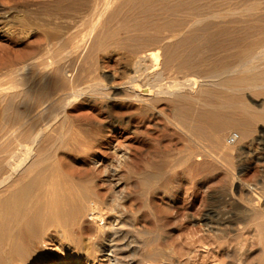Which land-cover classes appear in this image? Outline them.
<instances>
[{
    "label": "bare ground",
    "instance_id": "1",
    "mask_svg": "<svg viewBox=\"0 0 264 264\" xmlns=\"http://www.w3.org/2000/svg\"><path fill=\"white\" fill-rule=\"evenodd\" d=\"M60 1L62 2V0ZM63 1L64 2L63 3L60 2L59 4L61 5L57 7V9H55L56 12L53 14L54 16L52 17V19H49V17H47L49 19V21H47L44 20L45 18L41 17V19L43 18V21H47L45 25L48 24V22H50V20L52 21L53 19L55 22L58 21L54 24L55 26L54 29L56 30V33L58 35L62 34L60 22L68 23V26L69 24L71 26V22H78V24L72 23V26L75 24H76L75 26L78 25L81 27L82 25L85 26L83 27L84 30L82 31L80 30L82 28L76 29L74 26L73 29L74 32H72L71 35H74V33L76 35V32L77 33L82 32V34L79 33L80 36L79 34H77L78 35L77 37H79L80 39L78 41L75 40L76 43H74L72 40L67 41L68 38L66 37H68V35L70 34L69 32H67L65 33L67 35L63 34L66 38L65 40L62 39L64 36L61 35L62 37H60L59 35L61 40L66 41L65 44L64 43L62 44L63 45L62 48L59 47L57 49L55 44L54 46H52V47H56V50L53 49L55 52L54 51L52 52L54 53V55L52 54L53 57L50 63L51 67L49 68V71L41 73L39 75V80L41 81V85L35 87L36 86L35 83V86L33 88L34 90L36 89L34 93L35 96L37 97L36 99L37 106L38 105L40 106L42 103H44L46 99L51 95L54 101L51 102V105L53 103L54 108L52 107L53 110L51 116L49 115L50 111L48 112L47 110L48 112L47 115L50 116V118L46 123L41 124L34 133H29L30 132L29 130H28L29 132H26L27 130L24 131L30 137V139L28 140L29 141L28 146H24L22 144L24 146L23 147L21 146L20 143L14 145L15 143L13 144V142L10 140V136L13 133L17 134L16 131L20 130L25 126V124L28 123V117H30L29 113L31 111V110L29 111L28 109L29 111L28 113L26 109L24 115L26 113L29 114V116L26 115L27 119L25 117H24L25 119H23L21 117V112L23 113V111L25 110L19 112L21 110L20 108H19L20 110L16 108V106H15L16 109H14V106L12 108L10 97L17 99V97L18 96L20 97L21 94L23 98L26 97L28 93L23 90L8 93L3 91V89H0V264H31L33 259L39 256L40 244L44 241V238L45 237L53 238L55 236L53 234L52 235L50 234L49 232L50 229H52V231L54 229L59 230L62 233L61 235H63L62 237L64 239H67L71 243H75L77 242L76 240H74L76 238L75 237L74 239L72 238L75 233V229L81 228L83 225L87 224V222L88 223L90 222L91 224L95 225V229L91 226L90 227L96 230L97 237L100 238L101 241L99 240V242H97L95 238L96 242H93L89 251L86 252L84 264H96L97 255L100 257L99 264H123L126 262H122L123 256H121V254H124L126 252L134 253L136 249L139 247V245H136L137 243L136 244L133 243V245H131V243H129L128 241L122 243L117 242L118 239L117 237H120L122 235V232L120 231L121 230L120 226L116 222L117 221H119L118 223L121 222L123 218L120 217L122 216V212L121 210L118 209L117 205L110 203L109 200L105 198L106 196L103 197L105 193L101 197L100 195L101 191L97 189L98 186L95 185L96 189L93 188L92 186L93 184L90 181V177L88 176V178H86L89 171L87 174H85V176H83L84 175L83 173L81 174L82 177L78 176L77 179L75 178L76 179L75 180L73 179L72 176L70 179L67 178L68 174L66 175V173L63 172L61 166L60 165L55 166V164L57 163L54 164L52 163L51 160H49L51 163L48 164L49 165L51 164V166H49L48 164H44V161L45 160L47 161V159H51L50 157L52 156L50 150H48L46 145H51V146L53 145L52 147L58 148L61 145H64L63 144L65 143L64 141L66 140L68 141L69 138L73 140L74 143L77 142L78 144H80V146H83L82 144H85L83 142L85 140H82L81 137V135H86V131L84 130V128L78 127L76 133L74 134L69 133L70 130H68L67 128L68 127L67 122L69 119H67L66 117L68 116L65 115V111L68 108V106L83 96L85 97L88 96L90 100L96 98H102L105 102V107L107 111L110 113V115L108 114L110 118H112L113 116H117V117L120 116V118L126 117V120L125 119L124 120L126 121L127 124H129L134 128H138V127L142 128L143 131L145 130L146 132L148 129L153 128L156 114H159V116L164 115L169 126H172L176 130H178V132H180L178 134H181V136L180 135L179 136L182 137V138L179 137L182 140V146L181 148L178 146L179 147L178 149L184 153V154L179 153L180 155L183 154V156L175 159L171 155L173 152L172 153L169 152L171 153L170 154L171 156L169 155L171 158L170 157H169L170 159L168 158L169 160L179 159L180 161L177 162L179 166L180 164H182L183 166L184 163L186 164L187 162L190 161L192 163L193 160L195 159L198 160L197 157L199 156L203 157L205 154L208 160H209L208 158L209 156H211V158L212 157L222 158L224 161L229 160V157L231 159L232 156V150L230 149L231 146L230 143L226 141L229 135L227 138L225 136L232 129L236 130L233 142L243 143L244 147L246 148L248 146H251L254 142L257 143L258 139L264 141L263 138L260 137L250 138V136L254 134L253 133L254 131L252 130H255L253 127L256 124L259 125V123H261V125L264 126V102L260 104V107L259 104H257L259 108L258 107L254 108L255 106L254 107L253 105L251 106V104H249V102L245 100L243 95V92L245 90L248 91L251 90L254 92L253 94L257 92L258 95L257 94L256 95L259 97L260 95L262 96L264 95V42H263L264 38L262 39L264 34L262 31L258 30L259 29L258 23H260L264 18V7L260 5L259 0H66V1L63 0ZM233 1L244 2L245 6L238 10H232L230 8V4ZM53 3L54 5L51 4L48 5V7L52 5L54 7L58 2L56 1ZM41 11L42 9L40 10V12L38 11L37 14L41 13ZM33 13L36 14V12ZM27 14L30 15V13ZM48 15H50V13ZM35 20L32 22L34 23ZM36 21L38 22V20ZM40 21L42 22V20H39V22ZM79 22H82L80 23L82 25H80ZM72 26L70 28H72ZM38 28L45 29L44 26L43 27L40 26ZM41 30L42 29H40V31ZM50 30L47 29V31ZM75 30L78 31L75 32ZM255 30L259 31V33L257 32L259 36L256 35L255 37L256 32L252 34ZM54 32L55 31H53V33ZM75 35L74 37L72 36L73 39L74 38L76 39ZM49 38L51 37L49 36L48 39ZM69 39H71V37ZM45 40L47 41V39ZM51 40L53 39L51 38ZM61 40L60 43L62 42ZM54 41H52V43H55ZM110 41H114L115 43H117V45L119 46V50L122 48L124 49L123 50L124 54H126L125 52H127L131 56V60H130L131 62L129 64V67L127 66V64L126 66L128 69L127 71L132 72V74L130 73L131 75L129 74L130 76H128V78H126L127 76L126 77L123 76L124 80H122L121 82L119 81L118 83L115 82L111 84L109 83L104 84L105 81L102 83L101 82L102 80L97 79L98 77H95L96 80H94L91 83H85L83 81V78L80 81L81 76L85 75V74L82 75V73H85L86 70L84 71L83 68L79 65V63L77 65H79L80 68L79 69L76 68L78 67L76 63L82 59H85L86 56L79 60L78 55L83 53L82 51L85 48L87 49V46L91 48V50H87L88 52L92 51L93 49L99 50ZM62 50L65 51L62 52ZM85 50L84 52L88 53ZM206 50L210 51V53L206 54L205 53ZM48 51L50 50L48 49ZM124 57H126V55ZM77 59L79 61H77ZM174 68H176V70L178 69L181 71L183 70L185 73L187 72L186 74L180 72L185 75L183 77V80L181 79L182 81H179L175 77L178 81H176V79L175 81L174 80L172 81L173 79L172 77H174L175 76L174 75L171 77L172 79L169 82L163 83L164 81L163 76L165 71L173 70ZM90 71L91 70H89V72ZM1 77L0 79H2ZM32 77L34 76H31V78ZM18 81L15 83H18ZM12 82L11 84L14 85V82L13 83ZM19 85L17 84V87ZM21 86L24 87V85ZM12 89H14V87ZM23 101L22 104L24 103ZM160 104L168 105L166 107L170 106L171 108L169 109H171L170 110L171 115L168 114L165 115V113L162 110L158 109L157 106ZM33 105L34 103L30 106L33 108L35 106ZM31 116H35V115L32 114ZM92 117H93V113H92ZM93 120L95 121V119ZM54 125L56 126L54 127V129H52ZM117 127L118 125L114 122L108 123L107 125H105V131L107 133L104 135L106 136L103 135L102 137L110 136L112 132L116 131ZM102 128L103 126L101 127V129ZM95 131L94 132L91 131L90 134L92 135V133H94L95 135L96 134ZM134 131L135 133L137 132L136 130ZM24 132H23V136H24ZM96 132L98 134V131ZM231 132L232 131H230V133ZM100 134L102 133H99V135ZM27 135L25 136L27 137ZM13 136L17 137L15 135ZM176 136L173 135V137ZM86 137L89 138L88 135H86ZM86 137L85 139H87ZM176 138L178 140V137ZM95 139H90V140L88 139L89 144L90 143L93 144L94 142L102 140V138L98 140ZM12 144L13 146H16V149L18 145L19 147L21 146L22 148L20 147V149L18 148L19 150L17 149L14 151L13 148L11 147ZM89 144H87V146ZM171 144L169 146H171ZM77 148L79 149L78 145ZM178 149L177 152L179 151ZM99 152L101 154V151ZM114 152L115 151H113V153ZM235 152L237 153L236 150ZM78 153H80V151L77 152L76 155ZM248 153L249 152H247V154ZM116 154L117 153H115V156ZM118 155L117 157H119ZM244 155H245V151H244ZM165 156L167 155L165 154ZM205 156L204 159L201 157L203 159L201 160V162L204 161V165L205 163H207L205 162L206 160ZM217 158L214 159L216 160ZM241 158L240 161L243 160V158L242 159ZM244 158H246V156ZM214 159L212 158L213 161ZM257 159L258 157H255L253 161L250 162L255 163ZM165 160L167 161L166 158ZM197 160L194 162H197ZM170 162L171 161H169V164L166 163L167 166L170 165ZM210 162L212 163V161ZM210 162L208 164H210ZM217 162H219L218 164H220V161L217 160ZM156 163H158V161H156ZM172 163L170 166L171 168L173 167ZM177 163L176 166L178 165ZM52 164L54 165L52 166ZM164 164L163 166H159L158 164L156 165H158V167L161 168L164 167ZM188 165L186 164V166ZM195 165L198 164H193V167ZM198 166H196V169ZM254 166L257 167L258 165L254 164ZM188 168H190V166ZM231 168L234 169L233 167ZM242 168H245V170L247 168L249 169V165L247 166L245 165V167ZM185 169L186 168H184V171L186 172ZM172 170H174V168ZM170 171L171 170H169V172ZM110 174H112V172ZM261 177L264 178L263 176ZM142 182L144 183V180ZM153 188H155V183ZM252 188L249 187V189ZM251 191L252 190L248 191V193L249 192L251 193ZM254 191H255V187L253 188V192ZM255 192L257 193V190ZM258 192L260 191L258 190ZM262 193L263 192H261V194ZM261 196L264 197L263 194ZM249 197H247V199ZM258 197L259 196L257 197L255 196L256 199ZM253 199L251 200L253 201ZM247 204L246 206L248 207ZM143 206H145V204ZM252 206H253L252 208H254L253 204ZM145 208L146 207H144V209ZM258 208L252 209V216L250 215L251 216L250 226L251 228H252V224L255 226L254 230H252L253 233L250 234L253 237H255V239L257 238L258 242L262 244L263 247L261 251L262 253H264V209L258 210ZM248 219L246 218L245 221H247ZM213 224L214 223L211 221L206 222L208 231L213 232V229L218 230L219 228L222 227V226L219 227L217 225L215 226ZM245 224L246 225L248 224L249 226V223L246 222ZM239 225L241 226V224H238V227H240ZM246 225L244 227H247ZM235 226L237 228V225ZM233 229L235 230V227ZM236 231H238V229ZM220 233L222 232L220 231ZM241 234L243 235V233H241L240 231V234L235 235V237L237 236L238 239H240ZM102 235H104V237H100ZM217 235L218 234H215V236H213V238L215 237V240H213V242L215 243L216 246L213 243L212 245L215 246L217 249L224 251L226 256L229 257L230 253L225 250V246L228 244L225 241L227 240L225 239L226 236H223L222 234H221L222 236H217ZM252 236L251 238L254 240ZM188 238L191 239L190 242H195L196 244V241L193 239V236L190 235ZM242 239L243 238L237 240V242L241 241ZM199 241L201 243H204L203 240L202 241L198 240V242ZM254 241L253 243H256ZM207 244L208 243H206L205 246H208ZM237 244L235 245V247L238 246ZM190 246L191 247L189 248L191 249L185 251L186 252L185 261L187 263L191 258L192 249L195 245L193 243V247L191 244ZM202 248L205 247L202 246ZM217 249H214L216 250V253H217ZM236 249L234 250L236 251ZM235 251H233L232 253L235 254ZM241 251L242 250H239L238 252ZM183 252L184 250L182 251V253ZM96 253L98 254L96 255ZM180 253L181 252H179L178 254L182 256V254ZM205 254H203V256ZM192 255L195 256L194 253ZM235 255L237 256V254ZM206 256L207 255H205V257ZM194 258H196V256ZM168 262H169V257L168 255H165L164 250H161L158 247H154V248L152 247V249H150L137 261L135 260V261L127 262V264H156V263L175 264L173 262L171 263V261L170 263ZM59 264H73V263L62 262ZM189 264H191V262Z\"/></svg>",
    "mask_w": 264,
    "mask_h": 264
},
{
    "label": "rangeland",
    "instance_id": "2",
    "mask_svg": "<svg viewBox=\"0 0 264 264\" xmlns=\"http://www.w3.org/2000/svg\"><path fill=\"white\" fill-rule=\"evenodd\" d=\"M56 1L58 3H56V5L54 6L55 8H54L53 2H56ZM259 1H260V5H262L264 7V0H259ZM60 2H61L60 0H55V1L54 0L53 1L52 0H0V64H1L0 65V75L2 76V77L0 76L2 78V79H0V81L1 80L3 81V82L1 81V83H0L1 84L0 89H3V91L8 92V93H12V92H16V91H22V90L26 91L28 93V95L26 97H23L24 99L22 98L21 94H20V97L19 96L17 97V99L10 97L11 106H12V108L14 106V109L20 108L21 110L19 109L20 110L19 112L25 110V111H23V113L21 112V117L23 119H25V118L27 119L26 115L29 116V114H30L31 118L33 117L32 119L30 117H28V123L25 124V126H24L27 129L23 127L20 130L16 131L17 134L13 133L10 136V140L13 142V144L15 143L14 145L20 143L21 146H23V145L28 146L29 145L28 140L30 139V137L24 131L27 130L26 132L30 131L29 133H34L37 130V128L41 124L46 123L48 121V119L50 118V116L52 115V110L54 108V104L52 103V105H51V102H54V101H53V98L51 97V95L46 99V101L44 103H42L40 106L39 105L37 106V101H36L37 97L35 96V93H34V91L36 89L34 90L33 87L35 86V83H36L35 87L41 85V81L39 80V75L41 73L49 71V68L51 67L50 63H51L52 57L54 55V53H52V52L54 50H56V47H57V49L59 47L62 48V46H63L62 44L66 43V41L61 40L60 37L67 35L65 33L69 32L70 34L66 38L69 39L71 37V39H69V40L67 39V41L72 40L74 43H76L75 40L78 41L80 39L79 37H77L78 36L77 34H79V33L82 34V32L77 33L76 31H78V30H75L76 35H75V33H74V35H75L76 39L75 38L73 39L74 35H71L72 32H74L73 31L74 26L76 24H78V22H71V26H72V23L73 24L76 23L75 25L72 26V28H70L71 27L70 24H69V26H70L69 27L68 23H61L60 22L61 31H62V34H61L62 36L59 34L60 37L56 33V30L54 29L55 28L54 24L58 21L55 22L53 19L52 21H54V22H52L50 20V22H48V24L45 25V23H47V21H49V19H52V17L54 16L53 14L56 12L55 9H57V7H59L61 5V4H59ZM63 2L64 1L62 0L61 3H63ZM51 4H53L52 6H50L51 8L48 7V5H51ZM244 6H245V3L241 2V1H233L230 4V8L232 10H238V9L243 8ZM41 9H42L41 13L37 14V12L38 11L40 12ZM31 12L32 13L36 12V14L35 13L32 14ZM27 13H30V15ZM49 13L51 16L48 15ZM39 16H40V18H39ZM41 17L45 18L44 20H47V21H43V18L41 19ZM47 17H49V19ZM31 18H32V20H31ZM33 18H34V20L35 19L38 20V22L35 20V22L33 23L32 22V21H34ZM30 20H31V22H30ZM39 20H42V22L40 21L41 22L40 23ZM36 22H37V24H36ZM263 22H264V18L262 19V21L260 23H258V28H259L258 30L262 31L264 34ZM80 23H82V22H79V24ZM36 25L37 26L40 25L41 27L44 26L45 29L44 28H38L40 26L37 27ZM80 25H82V24H80ZM259 25H261V26H259ZM78 26H75V28L76 29L82 28V29H80L81 31L84 30L83 27L85 25H82V27L81 26L78 27ZM46 28L48 30H50V29L51 30L47 31ZM64 28H66L67 30ZM40 29H42V30L40 31ZM45 30H46V32H45ZM258 30L257 31L255 30L252 33V34H254L256 32L255 37H256V35L259 36ZM53 31H55L54 32L55 34L53 33ZM43 32H45V33H43ZM80 34H79V36H80ZM47 36L48 37L50 36L53 40H51V38L48 39ZM40 38H42V39H40ZM66 38L64 36L62 39L65 40ZM263 38H264V36L262 37V39ZM45 39H47V41ZM60 40L62 41L61 43H60ZM49 41H50L51 45H50ZM52 41H54L55 43H52ZM54 44L56 45V47H52V46H54ZM89 48L90 47L87 46V49L85 48L86 50L85 49L84 50L85 51L91 50V48L90 49ZM102 48L99 50L97 49L98 51L96 49H93L94 51L93 50L89 51V52L87 51L88 53H85L83 50L82 51L83 53L78 55L79 60L86 56L85 59H82L80 61L77 59V61H79V62L76 63V65L79 63V65L83 68L84 71L86 70L85 73H82V75L83 74H85V75L81 76L80 81L83 78V81L85 83H91L94 80H96L95 77H98L97 79L102 80L101 81L102 83L105 81L104 84H108V83L111 84V83H115V82L118 83L119 81L121 82L122 80H124V77H126V76H127L126 78H128V76H130L132 74V72L127 71L128 70L127 66L129 67V64L131 62L130 61L131 56L127 52H125L126 54H124V51H123L124 49L121 48L119 50V46L114 41L108 42ZM48 49L50 51H48ZM63 51H65V50H62V52ZM205 53L208 54V53H210V51L206 50ZM125 55H126V57H124ZM47 64H48V66H47ZM126 64H127V66H126ZM79 65H77L78 67H76V68L79 69L80 68ZM174 69L165 71V73L167 75L164 73L163 83L169 82L172 78H173L172 81L173 80L175 81L176 78L179 81L183 80V77L185 76L184 74H186L187 72L185 73L183 70L181 71L179 69L176 70V68H174ZM89 70H91V71L89 72ZM125 71L128 73H126ZM171 71L173 74L171 73ZM175 71H177V72H175ZM180 72H182L184 74H182ZM124 73H125V75H124ZM25 76H26V78H25ZM31 76H34V77L31 78ZM172 76H174V77H172ZM177 79H176V81H178ZM12 80L14 82V85L16 84L15 86L13 84H11ZM34 80H35V82H34ZM17 81H18V83H15ZM32 82H34V83H32ZM17 84L18 85L20 84V85L17 87ZM21 85H24V87ZM13 87H14V89H12ZM28 88H29V90H28ZM250 91L251 90H249V91L245 90L243 92L245 100H247V102H249V104H251V106L252 105H253V107L255 106L254 108L258 107L257 104H259V107H260V104L264 102V98H263L264 95L263 96L260 95V97H261L260 98L259 96H257L258 95L257 92L255 94H253L254 92L251 91L252 92L251 93ZM29 94L30 95L32 94L31 97ZM33 95H34V97H33ZM253 95H256V96H253ZM87 97L83 96L80 99H78L77 101L73 102L71 105L68 106V108L65 111V115H67L69 117L68 118L65 116L67 119H69L67 122V126H68L67 128H68V130H70V132L69 131L68 132L74 134L77 132L78 127H80V128L83 127L84 130L86 131V135H88L89 138H87L86 135H81V137H82V140H85L87 143L85 141H83L85 144H82L83 146H80V144H78L77 142L74 143V141L69 138L68 141L67 140L64 141L65 142V143H63L64 145H61L58 148L52 147L53 145L52 146L46 145L48 150H50V153L52 156L50 157L51 159H47V161L45 160L44 164L51 163L49 160H51L52 163H54V164L57 163V164H55V166L60 165L63 172L66 173V175L68 174L67 178H69V179L71 178V176L73 177V179H75V178L77 179V177L81 176V174H83V173H84L83 176H85V174H87L89 171L86 178H88V176L90 177V181L93 184L92 185L93 188L96 189V186H98L97 189H99L102 192V194L100 192L101 197L105 193L103 197L106 196L105 198L107 200H109L110 203L118 206V209L121 210V212H122V216H120V217H123V218H122L120 223H118L119 221H117L116 223L120 226V229H121L120 231L122 232L121 236L125 237V238H122L121 236L117 237L118 238L117 242L122 243V242L128 241L129 243H131V245H133V243L134 244L137 243L136 245H139V247L136 249V251L134 253L126 252L124 254H121V256H123L122 262H126L123 264H127V262H131V261H135V260L137 261L145 253H147L150 249H152V247L153 248L158 247L161 250H164L165 255H168V257H169L168 263H170V261H171V263L173 262L175 264H179V262H180V264L181 263L182 264H189L190 262H191V264H264V259H263L264 253H262V251H261L263 246L261 243L258 242L257 238L255 239V237H253L250 234V233H253L252 230H254V228H255V226L253 224H252V228L250 226L251 225L250 219L252 216V209H257L258 207H259L258 210L264 209V206H263L264 205V203H263L264 197L261 196L262 194L264 196V188H263L264 187L263 186L264 185L263 184L264 178L261 177V176L264 177V169H263L264 168V165H263L264 164V151H263V149H264V143L263 142L264 141L258 139L257 143L254 142L251 146H248L247 148L244 147L243 143L229 142L228 135L229 136H235V133H236V130L232 129V130H230L232 132L230 133V131H229L228 132L229 134L227 133L225 136L226 138L228 137L226 141H228L230 143V146H231L230 147V149L232 150L231 159L229 157V160L224 161L222 158L212 157L213 159L217 158L216 160L214 159V161H213L211 156H209L208 157L209 160H208L205 156L206 154L204 155V153H203V155L206 158L205 162H207V163H205V165H204V161L201 162V160L204 159V156L203 157L199 156V157H197L198 160L195 159L192 161V163L198 164V165L200 163V165H199L200 167L198 165H195L194 166L195 168H194L191 161L186 163L187 165L189 164L188 166H186L185 163L183 166H182V164H180V166H179V164L177 162L180 160L179 159L175 160V159L178 157H182L184 154L182 151H180L178 149L179 147L181 148V146H182V140L180 139L182 137H180L181 134H178V133H180V132H178V130H176L172 126H169L164 115L159 116V114H156V118L154 119L155 123L153 125L154 129L153 128L148 129L146 132L145 130L143 131L142 128H139V127L134 128V127L130 126L129 124H127L125 121L126 117L120 118V116L119 117L113 116L112 117L113 119L110 118L109 117L110 113L107 111V109L105 107V102L102 98H96V99L90 100L89 97H88V99H87ZM28 98H29V100H28ZM33 98H34V100H33ZM26 100H27V102H26ZM22 101L24 102L23 103L24 105L22 104ZM28 101L30 102V104ZM32 101H33L34 105L37 107H35L33 105L34 107L32 108L30 106L33 104ZM15 106H16V108H15ZM18 106H20V107H18ZM28 106H30V107H28ZM166 106H168V105L160 104L157 107H158V109L162 110L165 113V115L166 114L171 115V111H170L171 109H169L171 107L170 106L166 107ZM24 107H25V109H24ZM34 108H37V109H34ZM26 109H27L28 113L30 110L31 111L29 114L25 113V115H24V112H26ZM28 109H29V111H28ZM39 109H40V111H39ZM47 110H48V112L49 111L51 112V114L49 112L50 116L47 115L48 114ZM34 112H35V114H34ZM80 113L82 115L83 114L84 115L82 116ZM92 113H93V117H92ZM32 114L35 116H31ZM36 115H37V117H36ZM87 115H88V117H87ZM92 118L95 119V121ZM70 120H73V121H70ZM93 121H94V123H93ZM106 121L108 123L114 122L118 125V127H117L116 131H114L110 134V136L102 137L104 134L107 133L105 131V125L108 124ZM98 122H99V124H98ZM126 124L129 126H127ZM56 125H54L52 127V129H54V127ZM102 126H103V128H102L103 130L101 129ZM69 127H70V129H69ZM67 128H66V130H67ZM74 128H76V129H74ZM253 128L255 129V130H252V131H254L253 132L254 134H252V136H250V138L251 137L252 138L260 137V138H263V140H264V136H263L264 135V126L261 125V123H259V125L256 124ZM95 130L98 131V134ZM134 130H136L137 132L135 133ZM138 130H139V132H138ZM140 130L143 133H141ZM91 131L92 132L95 131L96 136L94 135V133H92V135H91L90 134ZM131 131H132V133H131ZM23 132H24V136H23ZM88 132H89V134H88ZM99 133H102V134L99 135ZM176 133H177V136H176ZM233 133H234V135H233ZM73 134H71V135H73ZM256 134H258V135H256ZM13 135L17 136L18 138L14 137ZM25 135H27L28 138ZM98 135H99V137H98ZM173 135L178 137V140L176 137H173ZM104 136H106V135H104ZM85 137L87 139H85ZM100 138H102V140L94 142L93 144L92 143L89 144L90 139L98 140ZM168 142L170 144L172 143L171 146H169L170 144ZM68 143H70V144H68ZM13 144L11 147L13 148L14 151L17 150L18 148L20 149L21 146L19 147V145H18V147L16 149V146H13ZM87 144H89L88 146L91 149L88 148ZM91 144H92V146H91ZM77 145H78L80 150L77 148ZM112 145H113V147H112ZM85 146H87V147H85ZM76 148H77V150H76ZM168 148L170 149V151ZM111 149H112V151H111ZM177 149L180 152L179 151L177 152ZM235 150L237 151V153L239 155L235 152ZM79 151H80V153H78L76 155V153ZM99 151H101V154ZM113 151H115V152L113 153ZM244 151H245V155H244ZM81 152H82V154H81ZM163 152H164V154H163ZM169 152H171V153L173 152V153L171 154ZM247 152H249V153L247 154ZM115 153H117L116 156H115ZM179 153H183V154L180 155ZM159 154H161V155H159ZM165 154L167 156H165ZM170 154L175 159L169 160L171 158ZM117 155L119 157H117ZM245 156H246V158H244ZM53 157H54V159H53ZM151 157H152V159H151ZM164 157L167 159V161L165 160ZM241 157L243 158V160H242L243 162L240 161ZM248 157L252 158V159H249ZM255 157H258V159L255 161V163L250 162V161H253V159ZM199 158H201V159H199ZM237 158H238V160H237ZM220 159H222V160H220ZM140 160H142V161H140ZM155 160L158 161V163H156ZM161 160H163L165 164L166 163L169 164V161H171L170 165H168V166H167V164L165 165L163 163V161H161ZM196 160L199 163L194 162ZM217 160L220 161V164H218L219 162H217ZM210 161H212V163ZM120 162H121V164H120ZM159 162L161 163V165ZM209 162H210V164H208ZM247 162H248V164H247ZM106 163H107V165H106ZM171 163L173 166L172 168L170 167ZM176 163L178 164L177 166H176ZM237 163H239V164H237ZM54 164H52V166ZM112 164H114V165H112ZM144 164H145V166H144ZM154 164L155 165L158 164L159 166H163V164H164V167H161L163 171L161 170L160 167H158V165L155 166ZM173 164H175V165H173ZM206 164H208V165H206ZM254 164L258 165V166L255 167ZM135 165H136V167H135ZM245 165L246 166L249 165V169L247 168L245 170V168H242V167H245ZM49 166H51V164ZM189 166H190V168H188ZM196 166H198L197 169H196ZM216 166H218V167H216ZM152 167H154V168H152ZM175 167H177V168H175ZM181 167H183V168H181ZM231 167H233L234 169H232ZM109 168H111V169H109ZM173 168H174V170H172ZM184 168H186L185 169L186 172L184 171ZM220 168H222V169H220ZM225 168H226V170H225ZM253 168H256V169H253ZM169 170H171V171L169 172ZM67 171H69V172H67ZM140 171H142L143 174ZM149 171H150V173H149ZM111 172H112V174H110ZM209 173H211L212 175ZM71 174H73V175H71ZM108 175H110V176H108ZM154 175H155V178H154ZM157 175H158V177H157ZM159 177H161V178H159ZM238 178H239V180H238ZM155 179H157V180H155ZM143 180H144V183H146V184H144L142 182ZM108 181H109V183H108ZM117 182H119V183H117ZM154 183H155V188H153ZM254 183H256V184H254ZM259 183H260V185H259ZM252 184H253V186H252ZM243 185H244V187H243ZM256 185L258 186V188ZM249 187L250 188L255 187V191L257 190V193L255 191H254L255 192L254 193L253 188L249 189ZM243 188H246V189H243ZM250 190H252L251 193L250 192L248 193V191H250ZM258 190L260 192H258ZM261 192H263V193L261 194ZM249 194L250 195L253 194V195L250 196ZM255 196L256 197L259 196L258 197L259 199L258 198L256 199ZM247 197H249V198L247 199ZM253 198H255V199H253ZM251 199H253L254 202ZM144 204H145V206H143ZM246 204L248 205V207L246 206ZM252 204L254 205V208H252L253 207ZM256 206H258V207H256ZM144 207H146V208L144 209ZM261 207H263V208H261ZM246 218L247 219L249 218V219L247 221H245ZM208 221L213 222L214 223L213 225H215V226L217 225L219 227H221V226L222 227L219 228L218 230L213 229V232L208 231L207 226H206V222H208ZM215 221H217V222H215ZM222 222H223V224H222ZM246 222L249 223V226H248V224L247 225L245 224ZM242 223L245 224L247 227H244L245 225H243ZM157 224H159V225H157ZM238 224H241L242 227L240 225L239 226L241 228L238 227ZM235 225H237V228ZM90 226L95 229V225L91 224L90 222L89 223L87 222V224L83 225L81 228H78L79 230L77 228L75 229V233L72 237L73 239H74V237L76 238V239H74L77 241L75 243H71L67 239H64L62 237L63 235H61L62 233L59 230L54 229L52 231V229H50V231H49L50 234L51 235L53 234L55 236L53 238H51V237H49V238L45 237L44 238V241L40 244L39 256L34 258L35 260L33 259L31 264H38V263H40V264H59L62 262H72L73 264H75V263L76 264H84L86 252L89 251L92 243L96 242L95 238H96L97 242H99V240H100V238L97 237L96 230H94ZM234 227H235V230L233 229ZM237 229H238V231L241 229L240 231L244 235L243 236L241 234V238H243L242 240H244L246 238L244 240L245 242L242 240L237 242V240L241 239V238L238 239V237L236 236L237 237V240H236L235 235L240 234V231L239 232L236 231ZM248 229H250V230H248ZM220 231L222 233H220ZM215 234H218L217 236H222V235L226 236L225 239H227V240H225V241L228 244L225 246V250L230 253L229 257L231 256L232 258L231 257L229 258L228 256H226L224 251L217 249L215 247L216 245L213 242V240H215V237L213 238V236H215ZM190 235L193 236V239L196 241V244H195V242H190L191 239L188 238ZM251 236L254 238V240H257V241H254L251 238ZM100 237H104V235H102ZM198 238H200V239H198ZM198 240H201V241L203 240L204 243L207 241L206 243H208L207 244L208 246H205L206 243L204 244V243H201L200 241L198 242ZM253 241L256 243H253ZM235 242H236V244L238 243L237 244L238 246H236V247H235V245H236ZM239 242H241V243H239ZM193 243L195 245L194 247H193ZM209 243H210V245H212V243H213L215 246L212 245L213 246L212 247L209 245ZM75 244H77L78 247ZM190 244L192 245L195 252L192 249L191 258L189 260L190 262L188 261V263H187L185 261V253H186L185 251H188V249L189 250L191 249V248H189V247H191ZM196 246H197V248H196ZM202 246L205 248H202ZM206 247H209V248H206ZM214 249H217V253H216V250H214ZM234 249H236V251ZM183 250H184V252L182 253ZM206 250H207V252H206ZM239 250H242V251L238 252ZM176 251H177V253H176ZM212 251H215V252H212ZM233 251H235V254H237V256L234 253H232ZM143 252H144V254H143ZM179 252H181L180 254H182V256L178 254ZM242 252H243V254H242ZM193 253L196 256V258H194L195 256L192 255ZM238 253L239 254L241 253L240 256ZM97 254L98 253H96V255ZM203 254H205L207 256L205 257V255L203 256ZM259 254H261V255H259ZM174 256H175V258H174ZM241 256H242V258H241ZM261 256H262V258H261ZM96 261H97L96 264H99L100 257L98 255H97ZM156 264H158V263H156Z\"/></svg>",
    "mask_w": 264,
    "mask_h": 264
},
{
    "label": "built area",
    "instance_id": "3",
    "mask_svg": "<svg viewBox=\"0 0 264 264\" xmlns=\"http://www.w3.org/2000/svg\"><path fill=\"white\" fill-rule=\"evenodd\" d=\"M228 140H229V142H233L234 136H229Z\"/></svg>",
    "mask_w": 264,
    "mask_h": 264
}]
</instances>
